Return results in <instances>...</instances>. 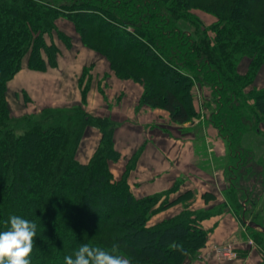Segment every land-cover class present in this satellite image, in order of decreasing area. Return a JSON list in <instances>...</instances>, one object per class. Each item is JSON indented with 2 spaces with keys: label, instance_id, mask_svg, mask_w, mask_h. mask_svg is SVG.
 Returning <instances> with one entry per match:
<instances>
[{
  "label": "trees",
  "instance_id": "trees-1",
  "mask_svg": "<svg viewBox=\"0 0 264 264\" xmlns=\"http://www.w3.org/2000/svg\"><path fill=\"white\" fill-rule=\"evenodd\" d=\"M195 2L0 0V232L8 229L12 215L37 225L31 264H66L65 257H74L84 244L109 252L118 245L115 254L130 264H182L191 249L206 245L209 236L202 221L210 213L188 206L157 225L144 223V203L151 196L136 199L126 179L115 180L109 170V160L120 154L113 144L115 123L107 117L90 114L83 104L62 112L44 109L41 118L27 119L25 128L16 131L6 99L7 83L26 56L32 69L57 63L59 47L48 43L46 34L57 31L63 41L71 42L57 26L59 17L73 21L83 44L103 54L118 77L143 84L142 104L168 111L178 124L198 116L193 87L210 89L216 104L210 120L228 144L227 178L238 190L236 214L243 221L248 204L247 212L255 214L264 196V170L244 169L249 164L244 148L258 149L264 165L260 143L264 135L259 128L264 88L249 95L244 88L264 64V0H245L240 12L229 1L217 5L232 13L235 26L218 23L215 35L189 13ZM181 15L188 21L174 20ZM243 56L250 59L245 73L238 70ZM231 98L236 109L228 106ZM241 106L252 113H241ZM87 126L99 128L102 137L92 159L83 163L75 155ZM235 127L244 131L240 140L232 137ZM257 219L264 226V206ZM192 233L198 242L180 245L182 240L189 242ZM179 245L173 260L172 252Z\"/></svg>",
  "mask_w": 264,
  "mask_h": 264
},
{
  "label": "crops",
  "instance_id": "crops-1",
  "mask_svg": "<svg viewBox=\"0 0 264 264\" xmlns=\"http://www.w3.org/2000/svg\"><path fill=\"white\" fill-rule=\"evenodd\" d=\"M81 43L84 48H89L82 41ZM56 44L59 52L54 66L32 69L28 66V58L25 57L22 67L8 81L7 90L23 87L34 96V100L41 101L44 105L46 103L42 102L40 96V91L47 85L44 75L70 72L73 76L75 95L67 105L59 106L70 108L83 104L90 114L107 117L115 123L113 144L120 156L108 162L115 180L125 178L130 192L136 199L171 193L173 202L158 214L164 219L175 217L186 208L183 199L177 198L183 197V194L189 191L197 195L193 203L191 199L189 208L210 207L211 204L223 205L222 210L210 213V216L202 221V226L209 233L207 246L211 243L224 244L230 241L240 251V258L234 264H264L261 254L247 247L239 231L240 222L227 209L226 204L224 205L223 195L216 191L219 188L214 187L216 198L207 202L203 195L212 191V188L196 171L186 165L189 161L195 162L197 154L204 152L201 151L205 147L204 137L200 135L198 140L194 128L188 127L195 125L196 121L184 124L172 121L168 111L142 104L140 87L133 84L124 87L122 80L111 69V65L109 68L94 59L84 60L86 51L83 48L73 50L74 43L66 45V51ZM79 65L81 66L78 67ZM85 67H89V73L82 82ZM31 77L37 79L30 81ZM6 99L12 113L7 92ZM214 134L211 132V136H208L214 143L212 148L208 147V152H215L217 156L223 155L225 152L223 140L214 137ZM101 137L99 128L87 126L77 147L76 159L83 163L89 162L100 145ZM197 140L200 141V145H197ZM203 255L204 252L201 251L199 257L191 261L187 259L185 264H221L214 255Z\"/></svg>",
  "mask_w": 264,
  "mask_h": 264
},
{
  "label": "rangeland",
  "instance_id": "rangeland-1",
  "mask_svg": "<svg viewBox=\"0 0 264 264\" xmlns=\"http://www.w3.org/2000/svg\"><path fill=\"white\" fill-rule=\"evenodd\" d=\"M226 1H229V4L231 6L238 7L239 12L242 11V9L245 7V0H196L194 7H192V9L189 10V13L191 14L192 17H196L198 21L202 22L203 27L206 30H208V33L210 35H215V27L216 25H218V23H223L224 21V22H228L229 24H233L232 21L235 20L232 13L224 12L223 10L217 8V5L221 6L222 4H224V2L226 3ZM179 8H181V5H179ZM166 12L169 13V11ZM174 20L178 22L188 21L185 20V17L182 15L180 17L175 18ZM234 24L233 26H235ZM57 26L61 31H63L65 34H67L70 37L71 39L70 44L74 43L73 44L74 46L72 45L73 48L71 47L73 50L83 48L86 51L84 60L94 59L95 61H99L100 63H102V66L104 65L110 68V62L103 54L89 48H84V46L81 43L79 33L74 28V23L71 19L67 17H59L57 19ZM46 40L48 43L50 42L58 43L59 46H61L62 50L65 51L67 49L66 45H69L58 36L57 31H53L51 34H46ZM249 62L250 59L248 57L243 56L241 59H239L238 70L241 73H245L248 70ZM80 66L81 65H79L78 67ZM88 73H89V67H85L82 74V79H83L82 82H84ZM44 76H45L44 81L45 84L47 85H44V88L40 91L41 100L42 102L46 103L44 105L41 104V101L34 100V96L31 93H29L27 90H25L23 87H19V89L17 88V90L13 88L12 89L10 88V90L8 88L7 90V98L8 100H10V105L13 109L11 113L12 125L16 128V131L18 132L22 131L25 128V121L27 119L41 118V113H42L41 110L42 111L44 110L42 109L43 107L45 109L52 108L56 111H61V112L64 110L67 111L68 107L65 106L60 107L59 105H67V103L75 95L73 76L70 74V72H66L62 74L53 73L51 75H44ZM35 79L37 78L31 77L30 81L31 80L34 81ZM120 79L122 80V84L124 87H126V85H132V84L137 85L138 87H140V90L143 93L144 91L143 84L139 85L137 84L139 82H136L133 79H123V78ZM262 88H264V64L259 69L256 78L248 86L244 88V91L247 95H249L248 93L249 92L251 93L253 89L258 90ZM193 94H194L193 104L198 111V116L194 118L196 124L188 127L194 128L198 140L200 135L204 137L203 146L205 147H203L204 149L201 148L202 150L200 149L201 151L204 152L203 153L201 152V154H197L198 156L196 157L195 162L194 160L189 161L188 163H186V165L190 169L196 171L203 178V180L212 188V191L205 192L203 195L204 199L207 202H209L210 200L213 201V199L216 198L214 187L219 188V190L216 191L221 196L223 195L224 205L226 204L227 209H229L238 218L240 222L239 231L243 235L242 238L245 239L248 245L247 247H251L257 252H259L264 259V236L256 233L252 228L248 226L247 223L240 220L238 214H236L238 213L239 205L237 204V202L234 201L235 200L234 198L236 197L238 190L233 188L229 183V180L227 178L229 172L225 167L226 164L229 161H231V157L228 151L229 150L228 144L226 143V141H224V139L220 135L218 128H216L215 125L210 120L211 110L216 108V104L212 99L211 91L206 86H194ZM234 101L235 98H231V101L228 102V106H231V108H235L233 107L235 105ZM243 110L252 113V110H247L246 107L241 106L240 112L243 113ZM259 128L264 135V117L259 122ZM211 132L215 133L214 137L223 140L224 150H225L223 155L220 154V156H217L215 152L213 153L208 152V147L210 146L212 148L214 146L213 140L208 139V136H211ZM243 132H244L243 130H240L238 127H235L233 128L232 137L235 139L238 136L240 140ZM198 140H197V145H200V141ZM262 140L263 141H261L260 143L263 144L264 146V136H262ZM244 149H246V153L248 154V160H249V164L245 165L244 169L246 166L247 167L250 166L251 169H253V171H257V170L262 171V168L264 170L263 167L264 165L262 166L259 160V157H261L262 153H260V151H258V149L254 147H249V148L247 147ZM183 195H184L183 197H178L177 199L180 198L183 199V202L188 207H190V203L191 202L193 203V201L197 198V195H195L193 191H189ZM171 197H172L171 193H166V194H158L155 196H151L149 197V199H147V201L144 203V205L146 206L144 223L146 225L154 226L166 220V218L165 219L160 218L158 214L165 206L173 202V201L171 202ZM222 206L223 205L219 206L218 204L217 205L211 204L210 207L209 206L208 207L204 206L202 208L192 207L190 209H200L203 211L205 210L204 212L209 214L222 210ZM139 208L144 209L143 206L142 207L140 206ZM249 219L251 220V218ZM195 240L197 241V235L192 233L191 237L189 238V242L188 240H185L184 242L182 240L180 241V245L191 244V242ZM201 243L202 240L199 241L197 246L201 245ZM227 244H231L232 247L236 249L238 253L237 256H233L229 259L224 256H220L214 250V246L219 245L218 243H213V244L211 243L208 244V246L206 243V245L204 247H201L199 250L193 251L191 249L192 253L189 256H187L185 260L189 259L188 261H191V259H195L199 257V253L203 251L204 252L203 256L214 255L215 258L221 262V264H234L238 260V258H240V251L237 250L236 246L232 242L229 241L224 243L223 245H227ZM180 245L177 246L175 252H172L173 260L176 259L175 253H177V255L179 253ZM183 253L181 254L183 255ZM178 258L179 257L177 256V259ZM185 262L186 261H184L182 264H185ZM171 264H173V262Z\"/></svg>",
  "mask_w": 264,
  "mask_h": 264
},
{
  "label": "clouds",
  "instance_id": "clouds-1",
  "mask_svg": "<svg viewBox=\"0 0 264 264\" xmlns=\"http://www.w3.org/2000/svg\"><path fill=\"white\" fill-rule=\"evenodd\" d=\"M7 230L0 232V264H31L37 225L25 218L12 215ZM118 245L109 252L100 247L81 245L73 256H66V264H130V261L115 254Z\"/></svg>",
  "mask_w": 264,
  "mask_h": 264
},
{
  "label": "built area",
  "instance_id": "built-area-1",
  "mask_svg": "<svg viewBox=\"0 0 264 264\" xmlns=\"http://www.w3.org/2000/svg\"><path fill=\"white\" fill-rule=\"evenodd\" d=\"M214 250L217 252L218 255L224 256L228 259L233 257V256H237V254H238L236 249H234L231 244L215 245Z\"/></svg>",
  "mask_w": 264,
  "mask_h": 264
},
{
  "label": "water",
  "instance_id": "water-1",
  "mask_svg": "<svg viewBox=\"0 0 264 264\" xmlns=\"http://www.w3.org/2000/svg\"><path fill=\"white\" fill-rule=\"evenodd\" d=\"M263 206H264V196H263V198H262V200H261V202H260V204H259V206H258V209H257L255 215L251 218V220H247V219H245L244 217H242V219H243V221H244L245 223H247L250 227H252V228H254V229H257L258 231H261V232L264 233V226H262L261 224H259V223H257V222L255 221L257 214L262 210Z\"/></svg>",
  "mask_w": 264,
  "mask_h": 264
},
{
  "label": "flooded vegetation",
  "instance_id": "flooded-vegetation-1",
  "mask_svg": "<svg viewBox=\"0 0 264 264\" xmlns=\"http://www.w3.org/2000/svg\"><path fill=\"white\" fill-rule=\"evenodd\" d=\"M243 204H244V202H243ZM258 206H259V205H258ZM248 209H249V204H248L247 206L244 207V209H243V211H242V217H244V218L247 219V220H250L249 218H252L255 214H254V215H251V214H250V211L247 212ZM257 209H258V207H257ZM256 211H257V210H256ZM256 211H255V213H256ZM259 213H260V212H259ZM259 213L257 214V217H258ZM257 217H256L255 221H256L257 223H259ZM248 226H249V225H248ZM249 227H250V226H249ZM250 228H252V227H250ZM253 229H254V228H253Z\"/></svg>",
  "mask_w": 264,
  "mask_h": 264
}]
</instances>
